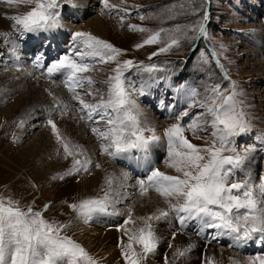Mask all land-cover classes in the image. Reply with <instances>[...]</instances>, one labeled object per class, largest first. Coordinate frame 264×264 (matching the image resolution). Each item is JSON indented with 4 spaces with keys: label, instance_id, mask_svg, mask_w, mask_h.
<instances>
[{
    "label": "rangeland",
    "instance_id": "rangeland-1",
    "mask_svg": "<svg viewBox=\"0 0 264 264\" xmlns=\"http://www.w3.org/2000/svg\"><path fill=\"white\" fill-rule=\"evenodd\" d=\"M91 1L94 3L88 1L85 7L76 8V0H58L57 11L62 15L63 20L60 21L63 23L61 22V27L54 30L56 31L54 39L57 41L60 39L59 42L52 41V38L46 34L35 36L33 33L18 32L13 28L14 22L5 18L6 15L25 14L35 7L34 3L9 5L6 0L0 2V197L18 201L22 208L31 205L36 210H42L44 205H49L48 210L44 213L45 218L50 221L70 224V227L65 229L64 234L81 244L98 261V264L100 262V264H125L119 246L123 233L117 230L118 226L123 224L129 210H131L132 217L138 211L143 212L145 214L143 217H146L148 214H152L149 211L150 199H156L157 204H160L157 197H152V193H155L154 190L149 189L143 195L140 192L139 180H146L151 170L142 169L146 166L142 158L137 160L133 158L135 167L142 169L133 171L126 161L127 154L116 159L102 154L100 141L91 131V127L96 125L90 122L86 123L85 120L79 118L77 102L72 99V94L65 88L63 76L56 74L48 77L42 73H46L47 66L51 62L66 54H71L73 49L72 33L76 31L91 33L90 31H83L82 27L92 18L100 19L107 31L105 38L95 35L124 50L125 55L120 57L121 60L133 59L137 62L143 61L145 64H158L163 70L154 73V79L146 87L145 95L134 98L143 113L146 112L145 114L158 124L157 128L155 125L151 127L150 123L147 124L146 122L143 125L155 129V134L160 137L159 141L153 142L149 146V155H146L148 164L152 162L151 169L158 168L170 175L177 173L168 167V149L164 143L167 139L164 133L171 124L177 122L176 114L187 107L183 92H177L176 89L196 88L203 93L204 88L208 85L219 84L223 88H230L234 82L235 90L239 93L237 99L242 101L243 110L251 125L250 131L235 138V147L241 153L245 149H251L247 152L243 164V166L247 165L245 166V174L247 172L251 174L247 173L243 177L241 170H236L233 180L244 181L246 178H251L252 183L258 185L260 178L264 176V120L262 119L264 118V38L261 41L262 51L260 55V51L256 49L257 45L252 42L256 43L258 42L256 39L260 38L261 34L257 35V31L262 30L264 32V0H109L111 5L116 6V9L111 12L104 9L102 0ZM193 8L198 10L195 15L191 14ZM120 9H127L130 13L126 16L123 26H121L120 16L125 15V13ZM205 11L209 15L205 27L210 39L202 38L191 43L182 41L179 48L155 56L152 60H149L148 56L156 51L160 45L145 46L139 50L135 48V45L141 43L148 33L130 31L128 29L129 24L141 25L151 29L174 28L176 25L184 26L197 22L203 17ZM141 15L146 18L141 20ZM150 15L155 18H148ZM171 16L175 18L170 19ZM61 32L63 36H61ZM251 37L256 39H251ZM7 38H9V44L5 40ZM200 41L202 46H200ZM29 47L32 51L29 60L26 58L28 54L26 57L25 54L18 55L20 48ZM213 50L216 56L212 55ZM251 51H257V54L253 55ZM9 52L20 57L16 59L19 61L17 65L13 62L8 64L4 62L8 58L5 56H9ZM201 52L206 54L207 62L200 57ZM217 59L223 68L217 66ZM23 60L25 62L22 63ZM258 62L262 65L263 70L254 73V68H256L254 66ZM114 66V64L99 63L95 65L97 71L89 73L97 81L93 86L95 89L106 92L107 86L99 82L107 79L108 75L111 74V68ZM19 68H29V72H31L30 76L26 77L27 80L24 81L25 85L15 88L14 84L17 85V78L14 75H17L15 72ZM128 75L137 86L140 85L141 79L149 80L148 74H143L141 77L133 71ZM28 89L37 93L36 98L31 100L33 104L30 105L28 103ZM20 99L26 100L24 106L20 103ZM88 99L90 100V98ZM17 102H19L20 107H17ZM59 102L66 104L67 109L53 110V106ZM14 103H16V107H14ZM170 105L174 106L172 112L169 110ZM200 111L202 110L199 108H193L190 110V115ZM49 119L55 121L61 136L66 141L70 142L71 145L80 146L83 150L84 155L77 158L84 159L86 156L92 161L87 172L81 171L77 174L65 175L72 167L73 158H65L62 144L57 141L51 126L47 123ZM188 122L189 118L185 117L182 123ZM62 124L65 127L71 126L69 127L70 131L65 130ZM210 132L211 129L208 132L199 133L203 139H196L191 132H186V135L193 143L202 145L205 139L210 142ZM145 134L151 135V133ZM43 136L47 141L44 142L48 148H35L33 141ZM156 150H158V154ZM133 151L138 152L137 150ZM97 164L99 167L95 166ZM116 169H120L125 174L128 173L132 178L131 181L125 180L124 177L119 178V180L124 179L127 182L125 185L127 188H118L120 192L118 194L123 192L124 199L120 200L122 197L115 198L113 210L119 215H106L109 221L106 226L108 227L110 224V229L117 230L119 233V240H117L119 242L115 244V248L118 250L117 257L107 259L99 253V250L87 249V246H84L85 244L78 241L77 238L79 234H82L80 231L83 227L99 225L101 219L98 220V217H95L92 221L84 223L75 218V214L68 208V204L84 198L103 195V191L108 188L106 179L111 178L114 182L116 176L113 174L110 176V171ZM95 173H101L103 177L101 180L99 175L100 181L94 189L88 191L81 187L76 189V186L87 184L92 180ZM61 176L63 179L60 178ZM50 189L60 191V193H68L57 196L56 203H53V199L52 201L49 200L48 195H46ZM71 189L73 190L71 191ZM133 220L136 221L133 227L143 226L141 220ZM177 220L173 215L167 220L153 221L156 235L157 227L162 226L161 228H164L168 234H186L191 235L197 241H203L202 243L199 241L202 248L198 252L201 264L204 262L208 249L214 248L232 253L235 258L233 257L230 264H252V258L264 256L261 234H257L253 239V249L245 252L239 247L234 248L232 243L228 246L225 245L222 242L223 238L232 241L228 237L213 239L214 230L208 231L207 238L197 239L193 234L184 232V229H188V227L186 224L178 226ZM195 221L191 220V222ZM104 223L106 220L100 225ZM170 226L172 227L170 228ZM107 227L104 228L109 229ZM196 231L195 228L193 232ZM124 239L127 238L124 237ZM174 242L171 239L163 247H158L156 252L150 254L143 264H156L157 260H154L156 258H159L157 264H164V257L170 250L169 245L172 246ZM139 250L137 246V251ZM185 257H181V262L179 260L174 261V264H187L189 260Z\"/></svg>",
    "mask_w": 264,
    "mask_h": 264
},
{
    "label": "snow or ice",
    "instance_id": "snow-or-ice-1",
    "mask_svg": "<svg viewBox=\"0 0 264 264\" xmlns=\"http://www.w3.org/2000/svg\"><path fill=\"white\" fill-rule=\"evenodd\" d=\"M5 2V0H0ZM9 5L35 4L23 15H6L12 20L13 28L21 33L51 32L60 27L58 0H6ZM104 9L109 12L116 9L109 0H102ZM137 8L139 6H136ZM125 15L120 16L121 26L127 9H120ZM193 8L191 14H197ZM146 17L141 15L140 19ZM148 18H155L149 16ZM174 19V16L169 17ZM209 19L207 11L197 22L189 25H176L174 28L160 27L151 29L141 25L129 24L130 31L148 33L137 50L145 46L160 45L148 56L166 54L179 48L182 41L189 43L210 39L205 22ZM73 49L46 69L48 77L56 74L63 76V83L72 99L77 102L80 119L96 126L91 127L92 133L100 141V151L116 159L133 150L147 154L150 144L160 140L155 129L144 127L143 111L135 96L146 94V87L154 79V73L162 71L158 64H145L133 59L121 60L124 50L89 32L72 33ZM216 56L215 51L212 52ZM200 57L207 62L204 52ZM114 64L107 79L100 81L107 86L106 92H100L93 86L97 81L89 75L97 71L95 65ZM217 66L223 65L216 61ZM148 74L149 80L141 79L139 86L128 73ZM183 92L187 107L176 114V123L165 130L167 139L168 167L174 169L176 175H170L158 168H153L146 180H139L140 192L145 194L153 189L167 205L157 208L156 212L139 217L143 226L133 227L131 210L123 224L117 230L123 233L119 246L125 264H143L150 254H154L159 246L153 221L159 222L175 216L181 225L189 220L200 224V233L214 230L213 239L228 237L238 246L252 241L257 234L264 236V176L260 183L253 184L251 178L244 181L233 180L235 171L240 169L247 157L235 147V138L250 131L251 125L238 100L239 93L232 82L230 88L219 84L208 85L201 93L196 88H178ZM52 95L51 93H49ZM90 98V100L88 99ZM67 105L59 102L53 110H66ZM173 105L169 106L171 111ZM199 108L202 111L192 113L190 110ZM185 117L189 122L182 123ZM62 144L65 158L72 157V167L65 175L87 172L92 161L78 145H71L60 134L57 124L49 119L47 122ZM103 125V127H101ZM210 132V142L205 139L202 145L193 143L186 132H191L196 139H203L201 132ZM145 133H151L146 135ZM99 167V165H95ZM63 179V176L60 177ZM107 190L101 196H93L69 203L68 208L75 218L88 223L101 215H119L115 212L113 196L114 188L111 178L106 179ZM49 205L36 210L29 205L22 208L18 201L0 197V264H98V261L79 243L67 236L65 229L70 224L60 223L45 218L44 213ZM124 237L127 239L125 240ZM137 246L139 251H137ZM171 247V245H169ZM192 245L177 249L170 262L167 254L164 264H174L177 257H184ZM207 264H212L209 259ZM252 264H264V256L252 258Z\"/></svg>",
    "mask_w": 264,
    "mask_h": 264
},
{
    "label": "bare ground",
    "instance_id": "bare-ground-1",
    "mask_svg": "<svg viewBox=\"0 0 264 264\" xmlns=\"http://www.w3.org/2000/svg\"><path fill=\"white\" fill-rule=\"evenodd\" d=\"M88 1H90V2H92L91 0H76V8L77 7H85L86 6V3L88 2ZM92 3H94V1L92 2ZM78 10V9H77ZM78 11H81V10H78ZM84 11L82 10V13H83ZM79 15V14H78ZM83 15V14H82ZM60 20H63L62 19V15L60 14ZM62 21H60V24H62L61 23ZM1 24V23H0ZM3 24V23H2ZM1 26V25H0ZM73 26V25H72ZM61 27V26H60ZM62 27H63V25H62ZM74 27V26H73ZM83 31H90L92 34H97V35H99V36H101V38H105V35H106V29H105V26H104V24L102 23V21L100 20V19H98V18H92V19H90L88 22H86L84 25H83ZM63 29H65V28H63ZM62 29V30H63ZM67 29H69V30H71L70 28H68L67 27ZM75 30H77L76 28H74ZM1 31V30H0ZM262 31V30H261ZM260 30L259 31H257L256 33H257V35H260V38H258V39H256V38H254V37H251V39H256L258 42H252L253 44H255V45H257V47H256V49L257 50H259L260 52H259V55L261 54V45H262V40H263V38H264V32L262 31L261 32ZM55 32L56 31H51V32H39V33H33V34H35V36H39V35H41V34H46V35H48L50 38H52V41H57V40H55L54 39V35H55ZM61 34H62V32H61ZM97 35H95V36H97ZM61 36H63V34L61 35ZM98 36V37H99ZM7 37V36H6ZM1 38L3 39V36H1ZM1 40V39H0ZM6 41H7V44H9V38H7V39H5ZM60 41V39H58V41L57 42H59ZM19 47H21V46H19ZM31 49H30V47L29 48H25V49H22V48H20V50L18 51V55H20V54H25L24 56L26 57V54H28V56L26 57L27 58V60H29V57H31ZM11 53V54H10ZM251 53H253V55L254 54H257V51L256 52H253V51H251ZM6 55H7V53H6ZM258 55V56H259ZM5 57H8V58H6V60H4V62L6 63V64H8V63H12L13 62V64H18V60H16V59H19L20 57L19 56H15L14 54H12V52H9V56L7 55V56H5ZM7 61V62H6ZM23 62H25V60H23L22 61V63ZM21 63V64H22ZM24 65V64H23ZM2 66H5V65H2ZM254 67H256V68H254L255 69V71H254V73H257V72H259V71H261V69L263 70V67H262V65L258 62ZM32 69V68H31ZM32 71H34V70H32ZM31 72V71H30ZM30 72H29V68H19L16 72H15V74H17V75H14V77H16L17 79V85L15 86V84H14V87L15 88H17V87H23L24 85H25V80H27V78L26 77H29L30 76ZM13 74V73H12ZM10 75V74H9ZM11 76H13V75H11ZM8 77V76H7ZM3 78H5V77H3ZM51 85V84H50ZM10 88V87H9ZM15 88H13V89H15ZM12 89V90H13ZM29 90V89H28ZM13 91H15V90H13ZM28 93H29V99H28V103H29V105L32 103L33 104V102L31 101L32 99H34V98H36V94L37 93H35V92H33L32 90H29V91H27ZM16 102V101H15ZM25 102H26V100H24V99H20V103H22V106H24V104H25ZM35 103V102H34ZM15 104V106L14 107H16V103H14ZM13 104V105H14ZM19 106V102H17V107ZM12 107V106H11ZM20 107V106H19ZM145 112V111H144ZM172 112V111H171ZM146 113V112H145ZM145 113H143V119H144V122H146L147 124H149L150 123V126L151 127H153L154 125H155V127L157 128V123H155L150 117H148ZM9 114V113H8ZM263 120H264V118H262ZM62 126L65 128V130H69L70 131V128L69 127H71V126H67V127H65V125L64 124H62ZM44 141H46V139H45V137L43 136V137H38V139H35L34 141H33V145L35 146V148L37 147H46V143L44 142ZM164 141V140H163ZM47 142V141H46ZM164 143H165V145H166V147H167V141H164ZM46 148H48V147H46ZM156 149V148H155ZM164 149V148H163ZM37 150V149H36ZM46 150V149H45ZM44 150V151H45ZM157 151V154H158V150H156ZM35 152H37V151H35ZM39 152V151H38ZM37 152V153H38ZM39 154H41V153H39ZM146 155L148 156L149 155V152H147V154H145V153H143V152H141V151H138V152H135V151H132V152H130V153H128L127 154V158H126V161L129 163V165L132 167V169H133V171L134 170H144V169H148V170H151V163L150 164H148V161H147V159H146ZM263 156H264V154H263ZM150 157V156H149ZM133 158L134 159H140V158H142L143 159V161H144V164L146 165L145 167H143L142 169H137L136 167H135V165H134V163H133ZM138 164V163H137ZM144 166V165H143ZM245 166H247V165H244V166H242L240 169H238V170H241V173H242V176L244 177V176H246V174L248 173H246L245 174ZM140 167H142L141 165H140ZM99 172V171H98ZM115 172V173H114ZM165 172V171H164ZM103 174H105V173H103ZM109 174V173H108ZM114 175V176H116V178L114 179V182H115V184H114V182H113V184H114V192H113V196H114V198H118V197H122V198H120V200L121 199H124V197H125V195H123V192L121 193V194H118V192H119V190H118V188L119 187H124V188H127L125 185H126V183L127 182H125L124 181V179L125 180H129V181H131V178L132 177H130L129 176V174L127 173V174H125L123 171H121L120 169H116V170H111L110 171V176L111 175ZM168 174V173H167ZM248 174H251V173H248ZM99 175H100V177H101V180H102V177H103V175L101 174V173H95V175L93 176V179L92 180H90L87 184H82V185H78V186H76V189L77 188H79V187H81V188H86L85 190L86 191H88V190H91V189H94L95 188V186H96V184L100 181V177H99ZM127 175V177L125 178V176ZM99 177V178H98ZM121 177H124V179L123 180H119V178H121ZM121 185V186H120ZM129 189V188H128ZM73 189H71V191H72ZM150 190H153V189H151L150 188ZM130 191H131V189H130ZM70 192V191H69ZM155 192V191H154ZM63 193H65V194H67L68 192H61L60 193V191H54V190H51L50 189V191H48V194H46V195H48V198H49V200H51L52 201V199H53V203H56V199H57V196H60V195H64ZM120 193V192H119ZM156 193V192H155ZM155 193H152V197L153 196H155V197H157V199H159V202H160V204L158 205L157 203L158 202H156L155 200L156 199H150V202H151V204H150V212H154V211H156V209L157 208H165L166 209V207H167V205L164 203V201H163V199L156 193V195H154ZM46 195H44V196H46ZM127 195V194H126ZM124 196V197H123ZM129 196V195H128ZM149 196H151L150 194H149ZM127 197V196H126ZM58 203V202H57ZM134 208H136V207H134ZM133 210V209H132ZM135 215H133V219H137V221L139 220V217H143V216H145V214L143 213V212H136V213H134ZM148 215H150V214H148ZM98 217V220L99 219H101V220H99L100 221V224L101 223H103V222H105V220H106V223H104V224H102V225H90V226H88V227H83L82 229H81V231L80 230H78V231H80V232H82V234H79V236L77 237L78 238V241H80V242H83L84 244V246H87V249H89V250H91V251H95V249L96 250H99V253L100 254H102L103 255V257H106L107 259L109 258V259H113L114 257H117L116 255H117V253H118V250L115 248V244H116V242H119V241H117V240H119V233H117V230H111L110 229V224H109V226L107 227L106 226V224L108 225V223H109V221L107 220L108 219V216L106 217V215H101V216H97ZM174 223V222H173ZM177 224H178V226H180L181 224H180V222H179V220H177ZM186 227H188V229H184V232H189V233H191V234H193L197 239L198 238H201V239H204V238H207V235H208V231L209 230H206L205 232H203V233H200V224H199V222L198 221H195V222H191V220H189V221H187L186 223ZM83 226V225H82ZM85 226V225H84ZM181 226H183V225H181ZM80 227V226H79ZM104 227H107V228H109V229H106V228H104ZM160 227V226H159ZM159 227H157L156 229H157V236H158V238H159V246L158 247H163V245L164 244H166V243H168V241L169 240H171V239H173L175 242H174V244L171 246V247H169L170 248V250H169V252H168V254H167V256H168V258H169V261H173V254L176 252V250L179 248V249H183V248H186L187 246H189V245H192V248H191V250L189 251V252H187L186 253V257L185 258H187L189 261H188V263L187 264H201V258H200V255L198 254V252H199V250L202 248V242L200 243L199 241H197L196 239H194V237H192L191 235H186V234H178V233H171V234H168L167 232H166V230L164 229V228H159ZM172 226H170V228H171ZM189 227H190V230H189ZM167 228H169V227H167ZM195 228H196V232L194 233L193 231L195 230ZM173 229V228H172ZM170 230V229H169ZM181 230V229H180ZM173 231H175V230H173ZM176 232V231H175ZM259 235V234H258ZM261 237H262V239H261V242H262V245H264L263 243H264V236H262L261 235ZM222 242L223 243H225V245L227 244V246H228V244H230V243H232L233 244V247L234 248H241L242 250H244L245 252H248L251 248L253 249V245H254V241L252 240V241H250V242H248L247 244H245V245H243V246H237L236 247V244H235V242H232V241H230V240H228V239H226V238H223V240H222ZM213 246V245H212ZM162 252H164L163 250H162ZM93 253V252H92ZM233 257H234V255L232 254V253H229V252H224V251H219V250H217L216 248H214V249H208V251H207V254H206V256H205V258H204V262H203V264H207V261L209 260V259H211L212 260V264H230V262H231V260L233 259ZM184 258V259H185ZM235 258V257H234ZM116 259V258H115ZM157 263H159V258H156V259H154ZM178 261L179 260V262H181V257H177V258H175V260L174 261ZM246 261V260H245ZM100 262V261H99ZM237 262V261H236ZM247 262V261H246ZM101 263V262H100ZM99 263V264H100ZM156 263V264H157ZM178 264V263H177ZM180 264V263H179Z\"/></svg>",
    "mask_w": 264,
    "mask_h": 264
},
{
    "label": "trees",
    "instance_id": "trees-1",
    "mask_svg": "<svg viewBox=\"0 0 264 264\" xmlns=\"http://www.w3.org/2000/svg\"><path fill=\"white\" fill-rule=\"evenodd\" d=\"M200 46H202V43H201V41H200ZM185 68V67H184Z\"/></svg>",
    "mask_w": 264,
    "mask_h": 264
}]
</instances>
